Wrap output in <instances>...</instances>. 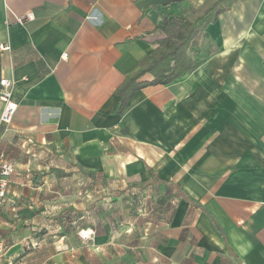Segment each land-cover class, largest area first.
I'll return each mask as SVG.
<instances>
[{"label": "crops", "instance_id": "obj_1", "mask_svg": "<svg viewBox=\"0 0 264 264\" xmlns=\"http://www.w3.org/2000/svg\"><path fill=\"white\" fill-rule=\"evenodd\" d=\"M209 1L0 0L18 104L0 123L16 170L0 264H264V0L209 26L195 72L117 113L145 37Z\"/></svg>", "mask_w": 264, "mask_h": 264}, {"label": "trees", "instance_id": "obj_2", "mask_svg": "<svg viewBox=\"0 0 264 264\" xmlns=\"http://www.w3.org/2000/svg\"><path fill=\"white\" fill-rule=\"evenodd\" d=\"M244 1L248 0H210L203 12L193 20L182 12L166 14L162 24L145 37L155 48L134 71L125 76L115 92L120 98L117 113L124 112L132 95L139 89L150 85H170L195 72L206 61L201 41L207 37L209 26ZM146 75H151L153 80L142 81Z\"/></svg>", "mask_w": 264, "mask_h": 264}, {"label": "built area", "instance_id": "obj_3", "mask_svg": "<svg viewBox=\"0 0 264 264\" xmlns=\"http://www.w3.org/2000/svg\"><path fill=\"white\" fill-rule=\"evenodd\" d=\"M34 19L33 14H28L22 18H16L17 22L25 23L26 21H32ZM10 48L8 45L0 44V51H8ZM66 56H64L65 58ZM16 83L7 78L0 79V103L2 109L0 112V123L8 125L11 123L18 104L15 101ZM16 170L13 163L8 158L7 153L0 149V205L6 198V194L12 182V177L15 175Z\"/></svg>", "mask_w": 264, "mask_h": 264}]
</instances>
